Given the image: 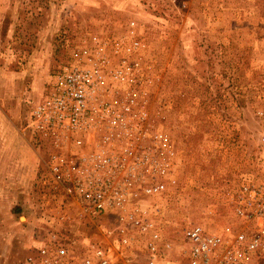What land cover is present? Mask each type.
<instances>
[{"label": "rangeland", "instance_id": "obj_1", "mask_svg": "<svg viewBox=\"0 0 264 264\" xmlns=\"http://www.w3.org/2000/svg\"><path fill=\"white\" fill-rule=\"evenodd\" d=\"M83 50L169 138L166 192L151 200L168 237L237 228L243 183L264 181V0H0V264H24L54 230L80 253L97 239L75 215L57 224L51 145L27 131L31 106ZM122 66L128 78L111 82Z\"/></svg>", "mask_w": 264, "mask_h": 264}, {"label": "built area", "instance_id": "obj_2", "mask_svg": "<svg viewBox=\"0 0 264 264\" xmlns=\"http://www.w3.org/2000/svg\"><path fill=\"white\" fill-rule=\"evenodd\" d=\"M80 54L31 106L27 131L51 145L42 164L66 211L57 224L75 215L95 227L97 239L80 253L66 245L76 238L54 230L24 264H264V181L243 183L237 228L217 233L191 224L183 244H175L159 221L161 209L151 204L166 192L169 138L155 139L139 93L108 89L106 68L88 50ZM125 71L110 81L124 83Z\"/></svg>", "mask_w": 264, "mask_h": 264}]
</instances>
